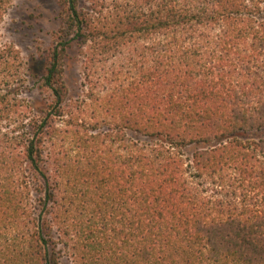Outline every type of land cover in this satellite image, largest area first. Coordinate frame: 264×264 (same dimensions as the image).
Segmentation results:
<instances>
[{"label":"trees","instance_id":"16d2710c","mask_svg":"<svg viewBox=\"0 0 264 264\" xmlns=\"http://www.w3.org/2000/svg\"><path fill=\"white\" fill-rule=\"evenodd\" d=\"M54 2L0 33V264H264V0Z\"/></svg>","mask_w":264,"mask_h":264},{"label":"rangeland","instance_id":"374dc122","mask_svg":"<svg viewBox=\"0 0 264 264\" xmlns=\"http://www.w3.org/2000/svg\"><path fill=\"white\" fill-rule=\"evenodd\" d=\"M55 9L54 0H14L5 15L0 29L2 41L13 44L19 50L22 59L28 62L27 65L31 66L33 60L37 58L38 46L48 45L52 32L57 27ZM66 82L70 94L75 96L80 84V63L77 60L69 63ZM26 90L24 93L26 98L39 101L41 96L33 78H29Z\"/></svg>","mask_w":264,"mask_h":264}]
</instances>
